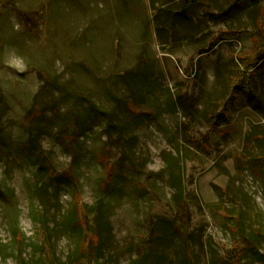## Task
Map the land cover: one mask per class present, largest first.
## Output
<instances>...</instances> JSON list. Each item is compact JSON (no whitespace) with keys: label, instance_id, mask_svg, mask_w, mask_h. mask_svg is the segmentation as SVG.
<instances>
[{"label":"rangeland","instance_id":"1","mask_svg":"<svg viewBox=\"0 0 264 264\" xmlns=\"http://www.w3.org/2000/svg\"><path fill=\"white\" fill-rule=\"evenodd\" d=\"M254 1L0 0V264H264L240 235L264 254ZM139 67L146 80L127 111L118 77ZM88 99L114 108L110 134L101 115L83 135L54 127ZM34 128L51 171L72 182L57 198L27 149ZM73 205L81 237L53 229ZM168 225L181 237L152 241Z\"/></svg>","mask_w":264,"mask_h":264},{"label":"trees","instance_id":"2","mask_svg":"<svg viewBox=\"0 0 264 264\" xmlns=\"http://www.w3.org/2000/svg\"><path fill=\"white\" fill-rule=\"evenodd\" d=\"M254 2H256V0ZM217 15L220 16L221 19H225L227 16V11H222ZM134 70L136 71L133 72ZM134 70L132 71V74H130L129 72L126 73L124 72L121 73L118 77V81L119 83L122 84L123 87L119 98L126 106L127 111H128L127 106L134 103L137 100L139 94H141L140 89L144 86V82L146 80L145 68L139 67ZM58 89H60L61 92L64 91V94H68L69 96L73 95V93L69 91L66 86L62 88L59 87ZM112 96L113 98H115V95L112 94ZM152 96L153 94L151 93L150 97ZM120 100L117 99V101ZM65 112L66 113H64V117L58 119L57 122L54 124V127L57 130L60 131L65 130L66 132H70V133L77 132L78 134L83 135L92 128L93 123L95 122V120L98 119V116L100 115L107 119V123L104 125V127L106 128L105 130L108 134H110V128L111 127L113 128L111 119L115 112L114 108L112 109L110 107L102 108L93 99H88V104L82 110L78 107H75L74 105L72 106V108H68V110ZM124 114L122 115V121H124L126 118L125 117L126 115ZM39 132L40 129H36V128L30 130L28 142H27V149L30 152V154H32V156L35 157L38 163L39 170L43 173V177H44L43 185L45 184L47 189L50 188L51 190H53L52 192H54L55 197L57 198V196L60 194L61 191L59 189L60 188L59 186H61L62 184L72 185V182L69 177H66L61 173H57V172L53 173L51 171L50 163L46 160V156L42 153V147L38 142ZM175 187H177L178 191L180 190L178 186L175 185ZM62 216L63 218L61 222L55 224V227H53V229L56 228L54 229L55 231L58 229L65 233H72L74 235L81 237L83 234V228L79 223L76 206L73 205L72 208L70 209L67 208L66 210H64ZM96 218L97 219L95 221L94 228L98 233L99 243L100 242L102 243L101 232H103L104 229L110 228L109 227L110 223L105 218L103 206H100L98 208V211L96 213ZM238 219H241L240 216L238 217ZM43 225L46 224L43 222ZM161 229H165V230H161ZM244 232L245 231L241 228L240 235L242 234L243 237L248 242V246L246 250H248V252L252 256H254L258 261L264 262V254L261 252V249L258 247L256 238L253 237V235L250 238L249 236H246ZM255 232L257 236H259L264 240V231L260 229V227L256 229ZM168 233L171 234L175 233L181 237L178 228L174 225H168L165 228H161L158 226L157 230H154L152 232L153 234L152 241H156L157 239L161 238L164 235H167ZM128 264H149V263H147V261L143 259L141 261L140 260L131 261Z\"/></svg>","mask_w":264,"mask_h":264}]
</instances>
